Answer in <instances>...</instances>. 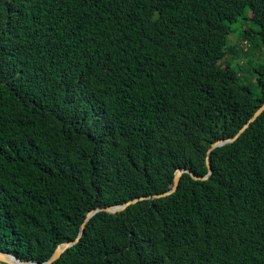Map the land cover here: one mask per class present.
Returning <instances> with one entry per match:
<instances>
[{"label":"trees","instance_id":"trees-1","mask_svg":"<svg viewBox=\"0 0 264 264\" xmlns=\"http://www.w3.org/2000/svg\"><path fill=\"white\" fill-rule=\"evenodd\" d=\"M258 51L264 0H0V250L43 262L205 175L264 101ZM209 157L52 264H264V111Z\"/></svg>","mask_w":264,"mask_h":264},{"label":"water","instance_id":"water-1","mask_svg":"<svg viewBox=\"0 0 264 264\" xmlns=\"http://www.w3.org/2000/svg\"><path fill=\"white\" fill-rule=\"evenodd\" d=\"M264 111V101L263 103L255 110V112L249 117V119L242 125V127L237 131V133L233 136L227 137V138H221L218 139L216 141H213L209 147L207 148L206 151V158H205V162H206V167H207V173L205 175H196L191 169L188 168H177L174 171V176H173V184L172 187L162 193H158V194H153V195H146V196H140V197H135L133 199H130L128 201H125L123 203H119V204H113V205H108V206H97L91 210H88L86 212V215L84 217L83 222L80 225L79 228V233L77 235V237L73 240L70 241H64L59 243L54 252L52 253V255L45 261L43 262H37V261H27V260H22L21 258L17 257L15 254L7 252V251H3L0 250V263L3 264H52L56 259H58L62 253L68 249L69 247H71L72 245H74L75 243H77L80 239V237L83 235L84 232V228L85 225L87 223V221L97 212L99 211H105L108 213H117L120 211H123L126 207H128L129 205L136 203L139 200H145V199H153V198H159L162 196H166L168 194H171L172 192H174L179 184V180L180 177L182 176L183 173H188L193 179L196 180H205L207 179L211 173H212V167H211V163H210V153L213 149H215L216 147L219 146H223L227 143L233 142L235 141L239 135L241 133H243L249 126L250 124L255 121V119Z\"/></svg>","mask_w":264,"mask_h":264},{"label":"rangeland","instance_id":"rangeland-1","mask_svg":"<svg viewBox=\"0 0 264 264\" xmlns=\"http://www.w3.org/2000/svg\"><path fill=\"white\" fill-rule=\"evenodd\" d=\"M239 25H240V23L233 24L234 32H232V33H230L228 35V41L230 40V44H234L237 41V38H238L237 37V32H238V29H239ZM247 25H250V23H248ZM240 45H244V41H241ZM262 54L263 53L260 54L259 51H258V55H257V53H256V55L254 53L251 54L250 60L252 61V63H261V62L264 63V55H262ZM250 76L251 75H249V80L254 81L255 79L254 78H250Z\"/></svg>","mask_w":264,"mask_h":264}]
</instances>
